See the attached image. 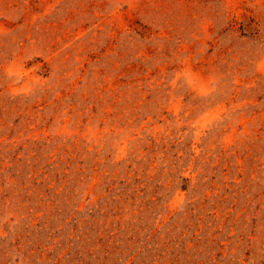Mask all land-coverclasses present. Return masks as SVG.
I'll use <instances>...</instances> for the list:
<instances>
[{"label": "rangeland", "instance_id": "374dc122", "mask_svg": "<svg viewBox=\"0 0 264 264\" xmlns=\"http://www.w3.org/2000/svg\"><path fill=\"white\" fill-rule=\"evenodd\" d=\"M0 264H264V0H0Z\"/></svg>", "mask_w": 264, "mask_h": 264}]
</instances>
